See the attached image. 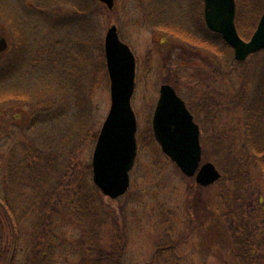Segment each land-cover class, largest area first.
<instances>
[{
    "label": "rangeland",
    "instance_id": "374dc122",
    "mask_svg": "<svg viewBox=\"0 0 264 264\" xmlns=\"http://www.w3.org/2000/svg\"><path fill=\"white\" fill-rule=\"evenodd\" d=\"M115 1L116 6L111 11L101 3L96 10L91 9L92 17L85 24L80 23L71 11L73 2L80 3L79 0H0V6L11 9L7 13H0L1 18L12 20L10 14H15L17 19L32 24L26 26V35L30 51L34 50L35 56L39 50L47 48L50 49V57L57 60L65 54L70 56L74 44H78L76 47L82 46V49L87 44L88 49L83 52L79 49L77 55L82 58L86 55V65L91 69L94 57L90 56L93 43L89 36L92 37L98 28L97 34L102 39L104 49L106 33L113 25L118 28L122 41L134 52L137 68L132 107L138 124V154L130 173L131 187L127 194L116 200L101 194L103 247L113 251L115 257L111 252V259H116L120 264H264V226L260 225L264 219V176L250 162L245 164L247 154L243 114L239 108H235L236 98L233 97L236 88L243 92L244 87L248 86L247 89L251 90L248 79L251 72L253 78L264 74L263 57L255 54L256 57L253 55L244 64L233 67L236 70L233 76L235 86H231L228 81L222 80L218 72L222 61L213 54L194 48L190 40L180 41L164 33L167 24L165 16L160 22H152L145 19V7L141 6L139 0ZM238 1L243 10L248 7L246 0ZM80 5L85 8L83 2ZM40 6L46 7L48 12L45 15L37 9ZM263 13L264 1L263 6L257 9V15L262 16ZM255 22L252 23L247 17L238 25L242 32L240 36L245 41H249L254 34ZM150 24H156L158 29H152ZM73 29H77L76 39L71 37ZM3 38L11 46V30L0 20V40ZM56 42H60L58 49H55ZM102 58L105 60V53ZM71 63L68 64L70 67ZM215 65L219 67L215 69ZM69 72V67L66 69L65 66V75ZM38 73L42 75L43 72ZM58 73L45 74L48 80L40 78L35 82L32 79L39 74L24 72L15 88L0 89V185L6 182L5 170L15 135L24 136L22 128H27L33 120L25 101L35 105L41 103L38 102L41 91V97L49 100L50 94L53 96L58 87L61 89L63 82L55 78ZM51 76L54 81L50 80L53 78ZM68 78H71L70 75ZM164 84L175 87L186 100L197 122L201 121L203 125L202 164L213 163L222 175L221 180L212 186L201 187L195 178L186 177L162 152L154 138L152 119L160 87ZM13 91L35 93L33 98L23 96L24 100L16 94L15 99L24 102H15L14 99L4 102ZM91 104L97 111L100 134L111 107L106 61L93 86ZM61 127L58 130L66 133L63 129L65 125L61 124ZM96 143L93 146L86 144L78 154L77 171L82 170L79 171L81 174L86 164L92 163ZM235 161L237 164L233 167ZM233 178L241 184L236 187ZM233 191L244 196L249 192L253 196L251 203L250 200L246 201L244 213L238 220L240 229L251 233V236L253 234V239L244 240L242 244L241 238L233 237L238 227H232L233 212L227 215L228 206L233 209ZM257 198L261 199L260 203L256 201L259 203L256 209L259 210L253 213L252 201ZM250 217L255 225L252 223V226L243 228ZM70 231L77 236L81 226L73 224ZM162 245L165 249L157 254V247ZM119 247L124 249L116 257Z\"/></svg>",
    "mask_w": 264,
    "mask_h": 264
},
{
    "label": "trees",
    "instance_id": "16d2710c",
    "mask_svg": "<svg viewBox=\"0 0 264 264\" xmlns=\"http://www.w3.org/2000/svg\"><path fill=\"white\" fill-rule=\"evenodd\" d=\"M139 1L141 6L145 7V19L160 22L164 16L167 18L163 31L169 36L185 42L190 40L192 42L189 43L193 46H200L204 40L212 45L210 53H214L213 47L216 46L222 61V80L235 86L233 76L236 70L233 67H238L244 62L235 60L233 50L221 36L217 40L209 39L207 28L204 36L205 29L199 21L200 15L198 16V2L202 0ZM79 2H73L71 11L80 23L87 24L92 17L91 9L96 10L100 4L96 0ZM81 2L85 4V8L80 5ZM246 2L248 7L243 10L237 0V27L247 17L252 23L256 20L257 25L261 18L260 14L257 15V9L263 6V0ZM4 3L3 6L6 4ZM60 3L62 4V1ZM56 5L59 7V2ZM45 8L40 6L37 9L45 15L48 12ZM9 10L11 9L2 7L0 13ZM258 12L260 13V10ZM10 17L12 20L0 16L1 22L11 30L12 39L9 50L0 54V89L15 88L22 74L29 71L32 75L43 72L37 78L33 77L35 82L40 81V78L48 80L45 74L58 71L55 78H60L63 83L61 89L58 87L54 91L53 96L49 95V100L41 97V91L38 101L41 103L35 105L25 101L32 112L33 120L27 128H22L24 136L15 135L5 170L6 182L0 185V264H120L116 259H111L113 251L105 249L101 242L102 195L93 183L91 164H86L83 174L79 172L82 170L77 171L79 152L86 144L93 146L99 134L97 111L95 112L91 104L93 86L105 67V60L102 58L104 49L102 39H99L97 34L98 28L92 37L89 36L93 43L90 56L94 57V64L88 69L85 53L84 58L77 55L79 49L81 52L88 49L87 44H84L83 49L82 46L76 47L78 44H74L75 48L71 50L70 56L65 54L57 60L50 57V49L47 48L37 50L35 56L34 50L30 51L26 35V26L32 24L17 19L15 14H10ZM73 21L74 18L72 23ZM73 25L77 27L76 23ZM155 25L151 28L158 29ZM73 30L71 37L76 39L77 29ZM239 33L242 34L240 30ZM207 43L206 47L209 49ZM58 48L60 42L55 44V49ZM256 56L264 59V51ZM70 62L71 67L68 65ZM65 66L70 69L66 75ZM68 75L71 78H68ZM248 79L252 85L251 90L247 89L248 86L244 87L243 92L236 88L233 97L236 98L235 108H239L243 114L244 145L247 154L245 164L250 162L259 168L264 176V74L253 78L251 72ZM50 80L54 81V77ZM32 93L25 91L22 95L19 91H13L4 102L8 103L13 99L15 102H24L23 96L30 95L33 98L35 92ZM16 94L23 97L20 98L23 100L15 99ZM60 123L65 125L63 129L66 133L58 130L59 127L62 128ZM233 182L236 187L241 184L236 178H233ZM252 199L253 196L249 195V192L244 196L233 191V209L228 206L227 215L233 212L231 226L234 229L235 225H238L233 237L241 238V244L244 240L253 239V234L251 236V233L240 229L238 221L241 219L239 216L244 213L246 201L250 200L251 203ZM256 201L260 203L261 199L252 201L253 213L259 210L256 209V204H259ZM252 223L255 225V221L250 217L243 228L252 226ZM73 224L81 226V232L78 231L77 236L70 231ZM260 225L264 226V219ZM239 243L238 245L242 246ZM123 249L124 247L117 249L116 257ZM163 249V245L158 246L157 254Z\"/></svg>",
    "mask_w": 264,
    "mask_h": 264
},
{
    "label": "water",
    "instance_id": "95a60500",
    "mask_svg": "<svg viewBox=\"0 0 264 264\" xmlns=\"http://www.w3.org/2000/svg\"><path fill=\"white\" fill-rule=\"evenodd\" d=\"M109 10L115 0H97ZM236 0H205V21L208 29L220 34L233 49L237 62L264 50V13L249 41L236 26ZM6 39L0 40V53L8 50ZM106 67L110 80L111 107L100 130L93 152L92 178L100 192L112 200L130 189V173L137 154V117L132 107L136 89V58L113 25L104 41ZM154 138L162 152L188 178H195L201 187L217 183L222 175L216 166L202 164L200 129L185 102L168 84L160 87L159 99L152 119Z\"/></svg>",
    "mask_w": 264,
    "mask_h": 264
},
{
    "label": "flooded vegetation",
    "instance_id": "af4514ba",
    "mask_svg": "<svg viewBox=\"0 0 264 264\" xmlns=\"http://www.w3.org/2000/svg\"><path fill=\"white\" fill-rule=\"evenodd\" d=\"M264 1V0H263ZM237 4V3H236ZM115 6H116V1H115ZM237 6V5H236ZM115 8V7H114ZM200 15V23H202L203 24V27H204V29H205V32H203L204 33V36H206V28H207V30H208V35H210V36H208V38L209 39H213V40H217L218 38H219V36H221L220 34H217V33H214V32H212V31H210L209 29H208V27H207V25H206V21H205V0H202V1H200V2H198V16ZM263 15V14H262ZM236 16H237V9H236ZM203 31V30H202ZM120 36V35H119ZM120 39H121V37H120ZM204 39V38H203ZM212 42V41H211ZM206 43L207 42H205L204 40H203V42H202V44L200 43L199 45L200 46H194V48H197L199 51H204V52H208V53H210V50H212L211 48H212V45L210 44V43H207V45H208V48L209 49H207V47H206ZM214 44H216L215 42H214ZM11 46L9 45V48H10ZM214 48V53H210V54H213L216 58H218L219 60H220V54H219V51H218V48L216 47V46H214L213 47ZM9 50V49H8ZM7 50V51H8ZM134 53V52H133ZM136 58V57H135ZM221 61V60H220ZM136 63H137V61H136ZM219 66L218 65H215V69H217ZM137 68V67H136ZM221 70V69H220ZM220 70L218 71L219 73H220ZM168 85H171V84H168ZM172 86V85H171ZM174 89H175V87L174 86H172ZM176 90V89H175ZM177 92V91H176ZM178 94V93H177ZM179 95V94H178ZM180 96V95H179ZM180 98L185 102V104H186V107H187V109L190 111V113L193 115V117H194V121H195V123L199 126V129H200V143H201V147H202V151L204 150V147H203V144H202V133H203V129H202V127H203V125H201L202 123H201V121L200 122H197V120H196V117H195V115H194V113L191 111V109L189 108V106H188V104H187V102H186V100L184 99V98H182L181 96H180ZM203 107H205V105H203ZM201 123V124H200ZM203 155H204V151H203V154H202V161H203Z\"/></svg>",
    "mask_w": 264,
    "mask_h": 264
}]
</instances>
